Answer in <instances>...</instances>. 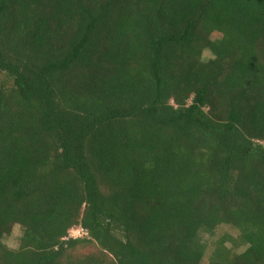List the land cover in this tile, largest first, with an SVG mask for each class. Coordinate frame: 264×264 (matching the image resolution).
<instances>
[{
	"label": "trees",
	"instance_id": "obj_1",
	"mask_svg": "<svg viewBox=\"0 0 264 264\" xmlns=\"http://www.w3.org/2000/svg\"><path fill=\"white\" fill-rule=\"evenodd\" d=\"M221 223L210 264H264V0H0V264H201Z\"/></svg>",
	"mask_w": 264,
	"mask_h": 264
},
{
	"label": "clouds",
	"instance_id": "obj_2",
	"mask_svg": "<svg viewBox=\"0 0 264 264\" xmlns=\"http://www.w3.org/2000/svg\"><path fill=\"white\" fill-rule=\"evenodd\" d=\"M217 34H214V37H216ZM216 57L215 55L208 49H204L202 50L201 53V57L200 59L204 62L208 61V60H214ZM225 233L229 234L232 236L233 239H237L239 237V230L238 229H234L232 228L230 225L225 224V223H221L217 226L216 230H215V234L214 235H209L206 231L202 232V239H201V244H207L208 246L206 247L202 258H201V264H210V260L212 257V254L214 252V247L213 245L215 244L216 241H218L220 239V237L222 235H224ZM21 235V227L20 225H14L11 231V235L7 238L4 239L2 237H0V243L5 244L7 247L11 248V249H15L18 247V245L15 243L16 239ZM251 245L250 244H243L241 245L238 249L235 250V254L236 255H240L243 252H245L247 250V248H249ZM223 247L225 249L228 250H232L233 249V244L230 240H225Z\"/></svg>",
	"mask_w": 264,
	"mask_h": 264
},
{
	"label": "rangeland",
	"instance_id": "obj_3",
	"mask_svg": "<svg viewBox=\"0 0 264 264\" xmlns=\"http://www.w3.org/2000/svg\"><path fill=\"white\" fill-rule=\"evenodd\" d=\"M71 235L72 236H74V237H78V236H80V235H82V232H81V230H78V229H76V230H73L72 232H71ZM21 236V235H20ZM20 236L16 239V241H15V243L17 244V245H19V242H18V240H19V238H20ZM8 237H6L5 239H7ZM9 248V247H8ZM18 248V247H17ZM17 248H15V249H17ZM11 249V248H10ZM15 249H13V250H15Z\"/></svg>",
	"mask_w": 264,
	"mask_h": 264
}]
</instances>
